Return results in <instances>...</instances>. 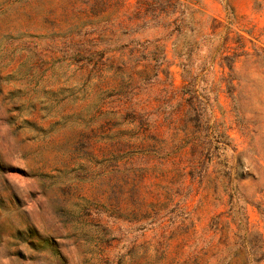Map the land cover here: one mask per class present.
Masks as SVG:
<instances>
[{"label": "rangeland", "instance_id": "obj_1", "mask_svg": "<svg viewBox=\"0 0 264 264\" xmlns=\"http://www.w3.org/2000/svg\"><path fill=\"white\" fill-rule=\"evenodd\" d=\"M181 1L237 112L138 0H0V264H264V0Z\"/></svg>", "mask_w": 264, "mask_h": 264}, {"label": "trees", "instance_id": "obj_2", "mask_svg": "<svg viewBox=\"0 0 264 264\" xmlns=\"http://www.w3.org/2000/svg\"><path fill=\"white\" fill-rule=\"evenodd\" d=\"M137 3L139 7H145V10H147L151 16V19L145 22L149 23L151 20H159L158 22H160L165 18L167 22H163V25L165 26L166 24L167 27L172 28L173 33L177 34V38L174 41V49L177 57L181 59V68L185 80L182 92L186 96L188 102L196 101L195 106H198L195 118L197 120L205 116L207 105L203 100L204 97L199 92V83L197 80L198 72L196 70L201 69L203 71L204 69H212L218 57L219 50L223 48L231 50V53H227L222 58V64L229 70L231 80L227 83V92L231 94V98L234 102V109L235 112H237L234 100L235 86L233 83V80L237 78L235 75V65L240 57L248 54L245 50L240 51L245 47L242 37L240 35L238 36V40L236 41L238 47L235 48L225 46L227 43L226 41L225 43H220V39L223 35L222 33H217V30L221 26V23L216 18H211L208 25L204 23V20H195L192 15L197 11L204 14L203 10L193 8L190 3H186L185 1L138 0ZM205 26H207L206 28L210 32L205 31ZM216 42L219 44L216 46L217 48H214ZM204 48H207L206 53H203ZM198 55H202V58L206 59V65L205 63H198L199 61L194 58ZM221 136L220 134L219 137H217V142L220 143V145L223 144Z\"/></svg>", "mask_w": 264, "mask_h": 264}]
</instances>
